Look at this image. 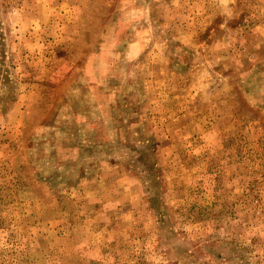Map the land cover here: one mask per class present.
<instances>
[{"label": "rangeland", "instance_id": "374dc122", "mask_svg": "<svg viewBox=\"0 0 264 264\" xmlns=\"http://www.w3.org/2000/svg\"><path fill=\"white\" fill-rule=\"evenodd\" d=\"M0 264H264V0H0Z\"/></svg>", "mask_w": 264, "mask_h": 264}]
</instances>
